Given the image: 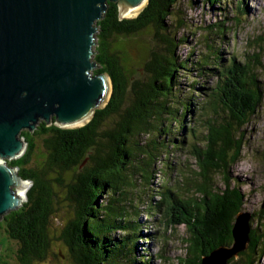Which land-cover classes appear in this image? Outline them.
Returning <instances> with one entry per match:
<instances>
[{"label": "trees", "instance_id": "16d2710c", "mask_svg": "<svg viewBox=\"0 0 264 264\" xmlns=\"http://www.w3.org/2000/svg\"><path fill=\"white\" fill-rule=\"evenodd\" d=\"M197 1L220 17L203 28L207 36L211 35L199 38L204 49L195 60L175 52L186 40L184 35L176 36L185 25L181 15L185 11L175 9L181 0H148L137 16L122 19L117 3L106 2L101 17L95 21L98 45L92 55L96 65L92 74L105 72L110 76L108 102L79 127L63 128L40 121L35 130H22L26 149L9 161L23 179L31 181L26 200L3 216L7 236L17 242L19 264L47 258L56 187L64 188L65 200L74 205L71 223L58 236L66 247V253L61 254L65 264H154V257L166 260L162 248L153 254L146 248L152 234L141 235L142 225L137 220L141 207L146 208V221L158 210L163 211L157 227H185L192 241L185 257H196L193 262L184 258L188 264H199L202 255L217 247L231 246L235 216L246 212L249 242L238 255L245 256L246 264L258 263L260 253H264V207L257 211L243 208L241 183L231 176L229 161L234 163L240 158L242 145L248 141L242 126L258 116L264 99L257 73L262 63L259 54H246L241 59L230 55L223 60L220 42L228 40L229 33L233 35L246 17V12H238L240 0L234 7L235 3L228 5L225 0ZM192 8L191 4L189 9ZM228 11L231 16L226 14ZM147 27L160 45L148 54L146 70L151 78L149 83H134L128 92L122 59L115 47L117 37L134 36ZM194 51L190 47L187 55L193 56ZM190 69L196 70L198 76H215L213 86L185 73L189 81L185 91L179 73ZM188 93L196 97L202 94V103L199 98L186 97ZM186 117L192 118L187 124ZM36 139L44 159L31 166ZM182 144L186 145L181 147ZM183 148L191 154L198 170L180 167L176 174L181 179L175 182L171 180L173 168L169 167L175 164L168 156L171 150ZM153 173L161 179L155 198L147 196L141 187L151 184ZM215 178L221 179V190L215 189ZM191 189L201 197L192 196ZM121 229L115 235V230Z\"/></svg>", "mask_w": 264, "mask_h": 264}, {"label": "water", "instance_id": "95a60500", "mask_svg": "<svg viewBox=\"0 0 264 264\" xmlns=\"http://www.w3.org/2000/svg\"><path fill=\"white\" fill-rule=\"evenodd\" d=\"M107 1L117 3L121 19L132 18L126 13L148 2L0 0V217L26 200L31 184L7 163L26 149L21 131L35 130L40 121L79 127L76 122L87 119V123L109 100L110 76L92 74L95 21ZM248 220V213L239 212L231 230L232 245L202 255L199 264H227L244 250L249 242Z\"/></svg>", "mask_w": 264, "mask_h": 264}, {"label": "rangeland", "instance_id": "374dc122", "mask_svg": "<svg viewBox=\"0 0 264 264\" xmlns=\"http://www.w3.org/2000/svg\"><path fill=\"white\" fill-rule=\"evenodd\" d=\"M189 1L190 0H181V3L175 6L176 10H180V8H182V11H185L184 14L181 13V15H183L182 18L183 21H185V25L183 24V26L177 30L176 36L180 37L181 35H184L186 37V40H183L184 42L182 45H178L175 52L179 57L187 59L192 58L195 60L199 52L204 49L202 45H199V38L206 39L211 35L209 33L207 36V31L204 32L203 28H207L209 24H212V20H215V18L217 19V17H220V15H218V13L215 11L210 12L205 5H203L201 2H198L197 0H192L191 3ZM225 1L228 5L235 3L233 7L237 6V0ZM240 1L241 9H238V12H240L239 10H242V14L243 12H246L244 14L246 17L242 18L243 22L241 21L242 23L238 25V29L233 35L232 33H229L228 40H226L224 43L220 42L222 44L221 49L223 60L226 61L230 55H234V57H239V59H241V57L245 56L246 54H249V56L259 54L262 64L257 66V73L264 91V0ZM191 4L193 8L189 9ZM184 8L185 10H183ZM141 10L136 15L132 16V18L137 16ZM226 14L231 16L230 11H228ZM229 18L227 21H229ZM220 20L226 22L225 19L220 18ZM228 24H230V22ZM231 25H233V23ZM97 31L98 29L94 33L95 43L92 46V51H94L98 45V38L96 37ZM154 34L155 33L153 30L147 27L137 35L125 36L122 38L117 37L119 42L117 45H115V47L118 50V55L122 59L121 63L124 66V73L127 82L126 88L128 89V92H131V89L134 88V83L139 85L140 83L145 84L149 83L150 81V72L146 70V63L149 59L148 54L153 48L156 49L160 47V45L156 42V36L154 38ZM215 41L218 40L216 39ZM190 47L195 49L193 56L187 55L191 53L189 52ZM185 73H189V75L192 73L193 79L201 83L205 82L207 86H213L214 84L215 76H198L199 74H195L197 73L196 70H183V72L179 73V78L183 83L182 87L185 88V91H188L189 89V81H187L184 77ZM205 73L209 74L207 72ZM203 85L205 86V84ZM186 97L194 99L199 98L198 102L200 103L203 101L202 94H200L199 97H196L195 95L192 96L188 93ZM193 114H197V110L194 111ZM191 120V117H186V124ZM244 126H242V129L244 131L245 138H247L248 141H245V143L242 145L240 158L234 163L229 161V168L231 170V176L237 177L241 183L239 187L244 194L243 208L246 211H257L259 208L264 207V99L260 104L258 116L254 117L252 122L247 126ZM174 127L175 125L173 124V129H175ZM35 143L37 147L34 149L33 154L31 155V166L40 164L44 159V153L42 151L40 141L36 139ZM185 145L186 144H182L181 147H184ZM168 158L172 164H175L174 167L173 165H169L170 168H173L171 180L175 182L177 181L176 178L181 179V177L176 174V170H178L180 167L190 166L188 169L191 171L198 170L195 160L192 158L190 153L185 151V148H183L182 151L171 150ZM150 178L151 184L146 183L144 185L145 188H143V185L141 187L142 191L145 192L147 196H152L155 198V189L158 184H160L161 179H159L156 173H153ZM230 179L234 180V178ZM28 182L25 181L24 185L28 186ZM214 183L216 185V190H221L224 187L220 178H215ZM55 191L57 192V198H55L54 201V208L56 211L51 217L49 226L50 250L46 255V259L42 261H35L32 264L66 263L65 256L62 257L61 255L66 253V247L63 242L58 239V236L71 223L74 217V205L65 200L64 188L61 189L56 187ZM16 192L21 194L18 189H16ZM189 193L192 196H196L198 198L201 197L200 194H195L194 190L190 191ZM145 209L146 208L143 207L140 208L142 213L140 212L141 214L137 220H139L142 225V236L143 233L147 232L152 234L150 237V243L146 248H148L152 254L153 252H159V250L162 248V252H164V255L166 254L167 256L166 260L162 259V261H159L157 257H154V264H188L185 261L186 259L187 261L190 260L191 262L195 261L196 257H185L188 251L187 247L189 245L191 246V241L188 239L190 238L189 232L186 231L185 227L183 225L176 228H163L162 226L157 227L158 223L160 222L159 217H161L163 211L158 210L157 213H155L149 220L146 221L143 216V211ZM145 226L148 228H144ZM5 227L6 225L3 217H0V264L1 261H8L10 264H19L16 254L17 242L7 236ZM122 231V229L115 230L114 233L115 235H118ZM187 239L188 242H186ZM257 245H259V242ZM179 257H183V259L179 261ZM244 257L245 256L237 254L233 256L232 261L228 264H246V258L244 259ZM260 257L261 258L256 264H264V253H260ZM184 258L186 259L184 260Z\"/></svg>", "mask_w": 264, "mask_h": 264}, {"label": "bare ground", "instance_id": "6f19581e", "mask_svg": "<svg viewBox=\"0 0 264 264\" xmlns=\"http://www.w3.org/2000/svg\"><path fill=\"white\" fill-rule=\"evenodd\" d=\"M144 4L145 3H142V4H140L139 6H137V7H135V8H133V9H131V10H129L127 13H126V15H128V16H134V15H136L142 8H143V6H144ZM108 97H109V95L107 96V98H106V100L108 99ZM87 121V119H84V120H81V121H78V122H76L75 124L76 125H82V124H84L85 122ZM235 171H237V170H235ZM108 193V192H107ZM21 195V194H20ZM180 223V222H179ZM190 236V235H189ZM192 242V241H191ZM193 247V246H192ZM193 250H194V248H193ZM193 250H191V251H193ZM194 254V253H193Z\"/></svg>", "mask_w": 264, "mask_h": 264}, {"label": "flooded vegetation", "instance_id": "af4514ba", "mask_svg": "<svg viewBox=\"0 0 264 264\" xmlns=\"http://www.w3.org/2000/svg\"><path fill=\"white\" fill-rule=\"evenodd\" d=\"M7 163H9V161H7ZM10 165V164H9Z\"/></svg>", "mask_w": 264, "mask_h": 264}]
</instances>
